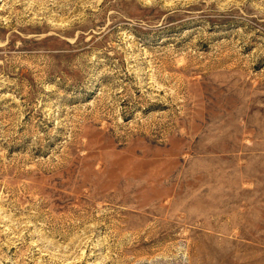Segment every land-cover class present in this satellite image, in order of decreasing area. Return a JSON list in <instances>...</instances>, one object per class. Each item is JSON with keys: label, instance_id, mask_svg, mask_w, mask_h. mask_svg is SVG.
<instances>
[{"label": "rangeland", "instance_id": "obj_1", "mask_svg": "<svg viewBox=\"0 0 264 264\" xmlns=\"http://www.w3.org/2000/svg\"><path fill=\"white\" fill-rule=\"evenodd\" d=\"M0 264H264V0H0Z\"/></svg>", "mask_w": 264, "mask_h": 264}]
</instances>
